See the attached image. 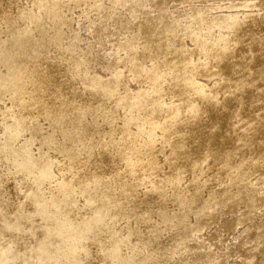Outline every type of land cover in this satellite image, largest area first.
<instances>
[{"label":"rangeland","instance_id":"1","mask_svg":"<svg viewBox=\"0 0 264 264\" xmlns=\"http://www.w3.org/2000/svg\"><path fill=\"white\" fill-rule=\"evenodd\" d=\"M237 1L244 0H194L190 5L218 6L214 15L224 14L228 17L226 19L233 21L242 18L243 9L250 10V7L242 9L241 6L227 8L230 2ZM54 2L0 0V92L12 101L17 113L27 116L22 122L24 130L29 127L33 138L43 146L51 147V154H56L52 156L61 161L53 168L54 179L63 177L76 186L78 192L66 198L67 207H70L67 215L62 208L64 204H57L58 201L34 215L26 212L32 207L29 204L25 212L14 213L12 206L16 198L10 189L16 175L8 176L12 182L7 177L8 182H5L6 178L1 183L8 190L3 215L15 227H1L0 237L3 239L0 242L6 244L11 239L14 250L25 258L39 245L46 250H58L60 256H70L62 261L64 264H264L261 244L264 238V148L254 144L250 149L255 157L250 163L258 170L248 174L247 183L255 191L254 198L248 199L243 196L246 191L232 195L224 193V185L216 183L212 175L217 168L229 172L224 156L233 153V146H239L241 140L234 138L225 149L224 144L204 143L209 153L205 157L199 148L201 143L191 142L186 136L184 139L188 141L175 139L172 130L167 137L162 138L159 133L158 139L154 136V140L145 132L138 134L139 130H162L169 124V119L160 118L159 113H148L143 120L144 112L131 106L128 97L125 99L129 102L127 106L114 104L119 95L125 96L140 89L128 69H125L124 80L114 83L119 87L114 90L112 86L114 77L110 72L115 71V62L125 56L112 42L113 37L121 33L119 25L112 20L117 17H108L113 13L111 9L107 16H103V11L90 12L87 16L88 9L81 5L64 13L63 20L57 18V13L50 14L56 7ZM173 2L176 4L169 6L171 16L177 8H188V4ZM104 3L113 5L109 0ZM117 8L122 10L119 5ZM251 8L254 12L258 10L256 6ZM127 16L132 20L130 14ZM99 19H103L102 22ZM54 24L64 35L60 39L64 44L73 41L76 45L73 53L78 57L71 56V62L78 63V68L84 72L73 66L65 69L64 60L60 61L62 64L51 59L36 62L31 57L30 54L51 55L54 49L61 50L63 46L51 43L46 37L29 41L44 31L51 33L48 30ZM216 29L212 42L219 39ZM223 33L233 34L231 30H223ZM186 43L193 46L189 38ZM21 53L26 56L17 57ZM118 67L124 68L122 62ZM144 68L143 77H146L151 61H147ZM58 72L62 76L58 77ZM70 72L79 73L71 78ZM96 76H100L99 85L92 90L83 89L88 80ZM165 79L164 88L167 89L170 78L166 76ZM198 79L207 85V92L216 90L223 81L218 75L208 80L204 76ZM147 86L142 83L143 89ZM165 100L171 102V96L167 95ZM172 101L180 103L179 98ZM50 102H56L61 109H50L51 112L46 113L43 110ZM83 105L84 110H78ZM2 109L0 103V121ZM151 109V106L146 107L147 111L151 112ZM81 111H85L83 119L80 118ZM176 112L184 116L180 106ZM213 113H205L209 114L208 120ZM229 115L228 122H223L224 131L231 128V121L235 122L234 113ZM58 117L62 122L54 121ZM140 137L147 144H143ZM165 140H170L168 145H164ZM173 141L176 147L170 148ZM259 142L263 144V140ZM188 156L190 160L185 159ZM183 162L186 165H181ZM92 163L97 170H103L104 175L100 172L98 177L93 176L91 168L81 169L83 164ZM247 165L249 168L250 164ZM2 172L6 174L4 169ZM202 179L207 181L202 182ZM48 185L44 186V191H49ZM212 190H217L219 196L214 203L209 195ZM8 192L9 196H6ZM46 193L47 196L49 193ZM53 194L57 196V193ZM98 214L102 215V220L91 221ZM237 214L242 216L241 224L235 222ZM67 216L82 223L81 228L87 231L74 253L69 251V246L57 249L58 242L63 245L70 232L64 225ZM252 250L255 257L253 263H249L248 254Z\"/></svg>","mask_w":264,"mask_h":264},{"label":"bare ground","instance_id":"2","mask_svg":"<svg viewBox=\"0 0 264 264\" xmlns=\"http://www.w3.org/2000/svg\"><path fill=\"white\" fill-rule=\"evenodd\" d=\"M109 1V4L114 6L105 4L104 0H55L54 5L56 7L51 9L50 14L57 13V18H63L64 13L72 12L77 6L85 5L88 9L87 16L90 12L95 11H103V16H107L111 9L113 13L109 14L108 17L112 18L113 15L117 17V20H112L116 25H119L121 31L113 37L112 42L118 51L125 53L120 61L115 62V71L110 72L111 77H114L113 89L119 87L114 84L116 80L118 83L124 80L125 69H128L140 86L139 90H134L132 93L129 91L130 94L119 95L114 104L118 107L125 106L126 103H129L125 100L126 97L130 98V105L138 107L136 109L138 112H144L143 120H146L148 113L152 115L159 113L160 118L169 119V124L164 126L162 130L156 131L155 128L139 130L138 134L145 132L149 134V138L154 140V136L158 139L159 133H161L162 138H165L169 130H172L175 139L178 137L181 141L190 139L189 141H194L198 145L201 143L199 148L205 157H208L209 153L208 147L204 143L224 144L225 149L234 138L236 141L241 140L242 143L239 146H233V153L224 156V164L230 167L229 172L226 173L217 168L212 175L216 183L224 185V193L232 195L238 191H246L243 196L253 199L255 191L250 189L253 187L247 182L248 174H252L257 167L250 163L255 158L250 149L254 144L264 148V118L261 120L259 117V115L264 117V0L230 2L227 8L237 9L241 6L243 9L250 7L249 11L243 9L245 13L241 19L233 21L226 19L228 17L224 14L214 15L218 6L190 5L194 0H177L182 5L188 4V8L183 10L177 8L172 16L169 6L174 4L173 1L176 0ZM118 5L122 7L124 12L119 11ZM253 6L258 7L256 12L254 9L252 11L251 7ZM156 10L158 13H155ZM127 14H130L132 20ZM99 20L102 22L103 19ZM216 28L219 31V39L212 42V35ZM45 30L47 29L45 28ZM223 30H231L233 34H224ZM48 31L51 33L44 31V34H40L37 38L29 41L34 42L39 38L46 37L50 39L51 43L61 45L64 48L62 47L61 50L59 48L54 49V54L51 55L38 53L37 55L30 54L31 57H34L36 62L51 59L53 62L60 63L64 60L65 69L66 66H73L76 70L84 72L83 69L78 68V63L73 64L71 62V56L74 55L75 59L78 57L73 53L76 50L73 41H70L68 45L64 44V40H60L64 35L55 24ZM188 38L193 44L192 47L186 43ZM39 45L37 43V49H39ZM20 55L26 56L21 53L17 57ZM147 61H151V68L146 77H143ZM119 62L124 65L123 69L118 67ZM160 69L161 74H159ZM78 73L70 72L68 75L72 78ZM56 74L58 77L62 76L60 72ZM215 75L223 77V81L216 90L207 92V85L198 77L204 76L208 80ZM166 76L170 78L167 89L164 88V83L167 82ZM99 77L96 76L95 79L88 80L83 89L92 90L96 88L99 85ZM143 82L148 84L146 89L142 88ZM144 93L146 94L145 97H143ZM167 95L171 96L169 103L165 100ZM174 98H179L180 103L172 101ZM0 103L3 104L1 113L3 117L0 121V228L4 225L9 229L15 227V224L13 225L4 219L3 215L6 208L4 199L8 190L1 183L8 176L16 175L13 182L8 177L13 185L9 183L8 185L11 184L12 187L11 189L7 187L11 190V195L16 198L12 206L14 213L25 212L27 207L32 206L26 212L29 215H34L41 210L43 211L48 204L54 205L58 201L57 204H64L62 208L67 215L70 212V207H67L66 198L78 192L76 186L71 185L63 177L54 179L53 168L61 161L52 156L56 155L51 154L52 148L37 142L31 135L29 127L24 130L25 127L22 122H25L23 118L27 116L17 113L11 105L12 101L3 97L1 92ZM55 103L50 102L43 111L46 110V113H50V109L54 111L61 109ZM147 106L152 107L151 112L146 110ZM179 106L182 108L184 116L177 114L176 109ZM232 106L235 108L232 109ZM78 110H84V105ZM208 111L214 112L209 120L207 117L210 112L205 115ZM84 112L81 111L80 118L82 119L85 116ZM233 113L235 122L231 121V128L224 131L223 122H228L229 114L232 115ZM57 119L54 121L62 122L59 117ZM28 123L30 126V120ZM80 124L82 123L80 122ZM177 126H182V128L178 129ZM185 136L188 137V140L184 139ZM219 137H222V140ZM140 139L143 144H147L144 138L140 137ZM260 140H263V144H260ZM169 141L165 140L164 145H168ZM175 147L176 143L173 141L170 148ZM180 153L178 152L177 155ZM185 159L190 160L191 158L188 156ZM248 163L250 164L249 168ZM183 164L186 165L185 162L181 163V165ZM89 168H91L93 176L98 177L100 172L104 175V171L97 170L94 163L91 165L83 164L81 167L82 170ZM2 169L6 174L2 172ZM201 181L206 182L207 180L202 179ZM256 182L257 180L254 184ZM46 185L50 186V192L46 190L49 193L47 196L46 191L43 190ZM9 193L6 196H9ZM53 193H57V196ZM209 195L211 203L219 200L217 190L210 191ZM97 219L102 220V215H96L91 221ZM234 219L237 224L243 222L241 214H237ZM91 221H87V223ZM81 224L71 216H67L64 225L70 229V232L63 245L58 242L57 249L63 250L65 246H69L70 252L77 251L78 244L87 234V231L81 228ZM1 238L3 239V237ZM261 244L264 250V238ZM13 245L14 241L11 239L6 244L0 242V264H64L62 261L70 257L66 255L64 258L59 255L58 250H46L39 245L25 258L17 254L18 250H14ZM248 257L249 263H253L255 252L252 250ZM18 259L20 261H17ZM246 264L248 263L246 262Z\"/></svg>","mask_w":264,"mask_h":264}]
</instances>
